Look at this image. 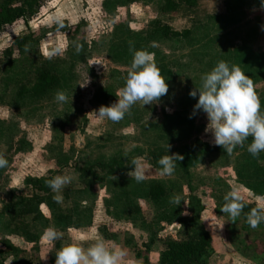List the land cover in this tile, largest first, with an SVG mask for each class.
Wrapping results in <instances>:
<instances>
[{
  "label": "rangeland",
  "instance_id": "374dc122",
  "mask_svg": "<svg viewBox=\"0 0 264 264\" xmlns=\"http://www.w3.org/2000/svg\"><path fill=\"white\" fill-rule=\"evenodd\" d=\"M172 1L179 5L45 0L37 15L0 29V153L9 160L0 169V261L55 264L61 247H87L102 238L127 250L123 264H160L166 244L184 239L182 229L200 210L213 236L205 264H264V223L251 228L243 211L233 221L220 210L233 187L245 208L264 198V152L253 157L248 142L232 154H192L171 176H161L159 160L150 155L198 140L214 144L205 132L207 114L189 118L198 101L189 92L220 60L253 80L264 111V8L260 0ZM57 13L64 20L59 30L52 21ZM162 25L190 33L167 38ZM61 43L62 54H45ZM130 45L154 54L168 93L145 107L137 102L119 122L97 119L95 111L116 102L125 85ZM43 70L58 74L60 83L32 92ZM58 90L67 93V103L54 101ZM137 157L145 165L139 183L128 175ZM58 174L74 177L62 191L63 203L31 184ZM156 183L166 188L159 200L149 194ZM174 194L182 196L180 206L170 203ZM169 212L170 221L163 218ZM49 226L63 238L42 240Z\"/></svg>",
  "mask_w": 264,
  "mask_h": 264
},
{
  "label": "clouds",
  "instance_id": "9594fccd",
  "mask_svg": "<svg viewBox=\"0 0 264 264\" xmlns=\"http://www.w3.org/2000/svg\"><path fill=\"white\" fill-rule=\"evenodd\" d=\"M260 2L264 8V0ZM52 21L58 30L64 27V20L60 14H55ZM75 47L79 52L81 46L77 44ZM64 48V44H57L51 52L45 54L51 58L62 54ZM28 50L26 45L25 51ZM130 51L133 53L132 62L125 85L116 94L118 100L110 106H100L98 111H95L97 119L119 122L137 102H141L145 107L158 102L160 97L168 93L169 85L157 67L154 54L146 49L136 50L131 45ZM201 81L200 87L189 92L193 98L198 96L189 118L200 110L205 112L208 118L205 132L211 133L214 144L222 146L228 154H232L238 146H243L245 141L252 137L247 151L253 157H259L260 153L264 152V111L254 91L253 80L238 65H230L227 61L220 60L209 72L202 74ZM68 100L67 93L62 90H58L54 95V101L57 103H67ZM182 159L179 154L162 156L158 161L160 175H173L176 161ZM130 163L134 165V170L129 171L128 175L138 183L144 181L145 165L142 158H133ZM8 166L9 160L0 153V169H6ZM73 180L74 177L70 174H58L46 181L55 194L53 199L57 203H63L62 191ZM182 201L180 194H174L170 198V203L178 206ZM224 201L220 208L221 212L228 214L235 221L246 207L245 197L238 188L233 187L224 196ZM246 221L251 228H257L264 223V198H259L255 207L246 214ZM63 236L62 231L49 226L44 230L41 239L54 242ZM127 256L126 249L109 246L102 238H98L87 247L76 242L61 247L56 252L55 264H123Z\"/></svg>",
  "mask_w": 264,
  "mask_h": 264
},
{
  "label": "trees",
  "instance_id": "16d2710c",
  "mask_svg": "<svg viewBox=\"0 0 264 264\" xmlns=\"http://www.w3.org/2000/svg\"><path fill=\"white\" fill-rule=\"evenodd\" d=\"M45 0H4L0 4V29L13 24L19 19H30L37 15L42 8ZM136 1V0H130ZM190 6L196 5V0H184ZM168 4L173 8H176L179 4L172 0H167ZM162 35L169 38L188 36L190 31H178L173 30L169 25H162L160 28ZM60 83V77L58 74H53L49 70H43L35 83L31 87V91L38 93L51 89ZM252 141V137H249L244 145ZM223 149L221 146L214 145L208 141L198 140L192 145H185L177 148L170 149L169 151H152L151 157L159 160L164 155L179 154L183 157L182 160L176 161V167H184L190 155H209L218 153ZM87 167L85 170H88ZM53 178L52 176L35 178L31 180V184L36 190L44 193L50 192L46 181ZM150 196L159 200L166 194V188L161 183L153 184L149 192ZM251 209L245 208L243 210L244 218ZM166 220H171L170 212L163 216ZM178 222H182L183 226L186 219H183L181 215H178ZM174 221V220H173ZM185 233V238L181 240H172L166 244V248L161 253L160 264H205L206 257L209 255L210 249L213 244V236L210 230L206 228L200 219V210L195 214L191 222L188 223V227L182 229ZM0 264H5L4 260L0 261ZM149 264V263H146Z\"/></svg>",
  "mask_w": 264,
  "mask_h": 264
},
{
  "label": "crops",
  "instance_id": "0c3cea01",
  "mask_svg": "<svg viewBox=\"0 0 264 264\" xmlns=\"http://www.w3.org/2000/svg\"><path fill=\"white\" fill-rule=\"evenodd\" d=\"M21 263H23V262H15V261H12V264H21ZM5 264H8L7 262H5Z\"/></svg>",
  "mask_w": 264,
  "mask_h": 264
}]
</instances>
